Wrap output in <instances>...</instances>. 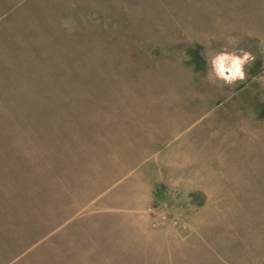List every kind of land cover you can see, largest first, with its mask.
Returning a JSON list of instances; mask_svg holds the SVG:
<instances>
[{"label": "rangeland", "instance_id": "rangeland-1", "mask_svg": "<svg viewBox=\"0 0 264 264\" xmlns=\"http://www.w3.org/2000/svg\"><path fill=\"white\" fill-rule=\"evenodd\" d=\"M0 264H264V0H0Z\"/></svg>", "mask_w": 264, "mask_h": 264}, {"label": "clouds", "instance_id": "clouds-1", "mask_svg": "<svg viewBox=\"0 0 264 264\" xmlns=\"http://www.w3.org/2000/svg\"><path fill=\"white\" fill-rule=\"evenodd\" d=\"M250 59H255L250 53L243 52L242 55L222 51L211 59L213 74L216 79L226 84H234L246 79L245 65Z\"/></svg>", "mask_w": 264, "mask_h": 264}]
</instances>
